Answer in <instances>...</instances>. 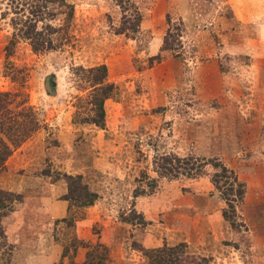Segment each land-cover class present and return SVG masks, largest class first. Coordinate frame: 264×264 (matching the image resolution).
I'll list each match as a JSON object with an SVG mask.
<instances>
[{
  "label": "rangeland",
  "instance_id": "obj_1",
  "mask_svg": "<svg viewBox=\"0 0 264 264\" xmlns=\"http://www.w3.org/2000/svg\"><path fill=\"white\" fill-rule=\"evenodd\" d=\"M27 1L0 0V101L25 136L0 165L19 199L0 264H148L181 242L183 264H264V0H130L143 17L128 33L117 0H67L39 51L17 37ZM102 63L99 125L87 75ZM216 162L232 170L219 188ZM233 175L245 190L229 219Z\"/></svg>",
  "mask_w": 264,
  "mask_h": 264
},
{
  "label": "trees",
  "instance_id": "obj_2",
  "mask_svg": "<svg viewBox=\"0 0 264 264\" xmlns=\"http://www.w3.org/2000/svg\"><path fill=\"white\" fill-rule=\"evenodd\" d=\"M117 1L121 6H123L125 10V13L123 14L122 18V25L119 27V31H127V33L129 32V30L137 31L139 29L143 17L142 12L138 8H134L132 9L131 13H127L128 7H130L128 6V1L130 2V0ZM27 2L28 5H22L21 7H19V9L22 10V15L17 17L19 21H15V24L18 27L17 34L19 33L17 37L20 36L27 39L32 49L36 51L55 47L56 44L53 43V39L55 38L54 35L56 34V32L60 30V26L57 27L53 24V22H51L50 19L48 20L47 15L53 17L51 15H54L55 13L54 4H66L69 9L68 11H66L65 20L71 19V17L73 16V3L68 2L67 0H30ZM40 21L43 22L41 27L39 26ZM90 70L93 71V75L90 78L89 75H87V77L89 79L90 84L93 85V90L91 91V98L97 103L98 106L97 114L93 115L92 119L97 124L104 125V100L111 95L114 89L113 83L107 82L106 80L105 64L102 63L96 66H92ZM0 95L5 97V94L2 92L0 93ZM6 108L7 106H5L2 101H0V165L4 162L5 157L9 154L10 150H12V148L18 143H20V141L25 137L24 135H10L9 132L13 131V129L14 131H18L16 129V126H18L20 122H12V114L10 115L8 108ZM27 120L28 119H26L25 121ZM29 121L30 120H28V122ZM162 158L165 159V161L162 162L163 164H161V167H163V171L168 170V172H171V170L174 169L171 166L168 167L165 162H169L173 159L179 160L178 156L172 154L165 157L162 156ZM215 165L220 170H216L214 172V174L212 175V181L219 188V182L222 177H224V179H227V176H225L227 175L226 173H229L232 170H229L223 163L216 162ZM200 166L201 163H198V166H195L193 162L192 165L189 167V171H191L192 168H195V172H197L199 171ZM179 168L181 167H178L174 174H177ZM74 177H71L70 183H73ZM76 183L73 185V187L70 188L71 192L77 189ZM228 185L229 186L226 188V190H224L223 193L225 194L226 200L230 203L232 213L229 215L228 209H224V215L229 219H234L235 215L237 214L235 208V200H238L242 197L245 190V184L243 181L237 178V176L233 175L232 181L229 182ZM84 188L86 190V193L89 195L88 202H91L93 196L95 195V192L88 190V188L86 189L85 186ZM228 194H231L232 196L230 197ZM72 195L73 194H71L67 199L73 198ZM16 200L19 199L15 197L11 191H7L0 188V245H10L6 240L7 237L5 236V231L1 224V218L3 215L8 214V210H10L13 205H11V203L15 202ZM186 248L187 243L181 242L175 245H166L162 249L152 248L146 250L145 255L149 259L148 264H183L184 256L187 253ZM76 264H86V262H77ZM94 264L100 263L95 262Z\"/></svg>",
  "mask_w": 264,
  "mask_h": 264
},
{
  "label": "crops",
  "instance_id": "obj_3",
  "mask_svg": "<svg viewBox=\"0 0 264 264\" xmlns=\"http://www.w3.org/2000/svg\"><path fill=\"white\" fill-rule=\"evenodd\" d=\"M59 209V208H58ZM57 212V209L54 210V213Z\"/></svg>",
  "mask_w": 264,
  "mask_h": 264
}]
</instances>
